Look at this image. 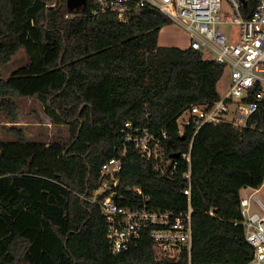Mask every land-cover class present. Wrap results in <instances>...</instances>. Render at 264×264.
<instances>
[{
  "label": "trees",
  "instance_id": "1",
  "mask_svg": "<svg viewBox=\"0 0 264 264\" xmlns=\"http://www.w3.org/2000/svg\"><path fill=\"white\" fill-rule=\"evenodd\" d=\"M256 3L247 0L242 14L249 17ZM97 6L86 0L83 11L71 14L67 0H0V108L17 121V98L38 97L54 124L70 125L67 140L49 144L17 125L3 126L17 137L0 136V264H188L187 250L178 262L157 256L149 229L114 254L105 218L89 198L128 119L166 127L171 148L187 151L195 129L181 135L177 116L189 104L220 97L224 65L202 50L159 45L160 29L173 21L151 3L125 19L112 11L94 15ZM20 48L28 61L3 76ZM250 120L254 126L244 128L208 123L194 137L193 264L252 258L244 226L234 221L242 219L241 188L264 183V104ZM178 160L167 176L151 160L128 156L112 187L117 201L187 209L188 163Z\"/></svg>",
  "mask_w": 264,
  "mask_h": 264
},
{
  "label": "built area",
  "instance_id": "2",
  "mask_svg": "<svg viewBox=\"0 0 264 264\" xmlns=\"http://www.w3.org/2000/svg\"><path fill=\"white\" fill-rule=\"evenodd\" d=\"M96 3L94 15L112 11L122 19L132 8L151 3L186 29L190 35L188 47L203 53L207 51L208 58L231 69V84L224 95L213 102L189 104L177 116L181 135L189 126L195 129L189 149L183 153L171 148L166 127L156 128L150 121L142 124L126 120L120 129L116 153L102 164L101 185L89 198L98 204L105 218L110 249L114 254L130 249L141 238L143 229H149L157 256L171 257L178 262L181 252L187 250L188 264H193L194 137L208 123L224 121L237 128L254 126L250 119L264 104V0H257L249 17L242 14L241 0H96ZM224 23L238 25V31L234 34L226 31ZM148 116L146 113L145 117ZM178 152L179 156H175ZM133 154L151 160L155 169L167 176H173L177 171L179 157L188 163L184 174L188 180L184 189L188 196L187 209L174 212L147 204L122 205L117 201L114 197L117 192L112 187L119 181L126 158ZM252 200L259 205V210L253 208ZM240 210L242 219L235 220L234 224L244 226L245 237L254 248L249 264H264V201L256 193L241 196ZM210 213L214 214L213 209Z\"/></svg>",
  "mask_w": 264,
  "mask_h": 264
},
{
  "label": "rangeland",
  "instance_id": "3",
  "mask_svg": "<svg viewBox=\"0 0 264 264\" xmlns=\"http://www.w3.org/2000/svg\"><path fill=\"white\" fill-rule=\"evenodd\" d=\"M224 18H226L224 16ZM223 28L226 31L235 33L238 31V25L224 23ZM168 35L173 36L175 41L179 43L186 44L188 42V32L186 29L176 23L172 22L165 29ZM204 56H208L207 51L204 52ZM28 61V55L24 48H20L17 53L12 57L8 65L3 69V76L10 75L14 70L23 65ZM231 84V69L229 67L224 68V73L219 81V93L224 95L229 89ZM18 102V120L11 121L9 115L0 108V136L5 140H14L16 135L9 132L3 126L6 127L17 125L21 127L26 136L30 139L44 141L46 143H51L57 139L67 140L70 136V125L67 123L54 124L51 118L46 113L45 103L38 97H19ZM250 189H243L241 191V196H248ZM259 196L264 200V185L259 193Z\"/></svg>",
  "mask_w": 264,
  "mask_h": 264
},
{
  "label": "crops",
  "instance_id": "4",
  "mask_svg": "<svg viewBox=\"0 0 264 264\" xmlns=\"http://www.w3.org/2000/svg\"><path fill=\"white\" fill-rule=\"evenodd\" d=\"M171 25L170 24H166L164 25L161 29H160V32H159V36H158V43L159 45H174V46H179L181 48H187L189 46V40H190V35L188 34V42L186 44H183V43H179L177 41H175V38H173V36L171 35H168L165 31V29ZM204 54V53H203ZM205 55V54H204ZM205 58H208V56H204ZM220 81V80H219ZM218 89H219V82H218ZM264 183L260 186V187H252V186H244L241 188L240 190V194H241V191L243 189H250V193H256L258 196H259V193L260 191L262 190V187H263ZM249 193V194H250ZM248 194V195H249ZM259 198L261 200H263V198H261L259 196ZM253 201V208L256 209V210H259V205L256 203V201L252 200ZM264 201V200H263Z\"/></svg>",
  "mask_w": 264,
  "mask_h": 264
},
{
  "label": "water",
  "instance_id": "5",
  "mask_svg": "<svg viewBox=\"0 0 264 264\" xmlns=\"http://www.w3.org/2000/svg\"><path fill=\"white\" fill-rule=\"evenodd\" d=\"M243 2V5H247V0H241ZM86 5V0H67V9L71 14L79 13L84 10ZM179 152L175 154V156H179ZM117 194H114V197H116Z\"/></svg>",
  "mask_w": 264,
  "mask_h": 264
}]
</instances>
